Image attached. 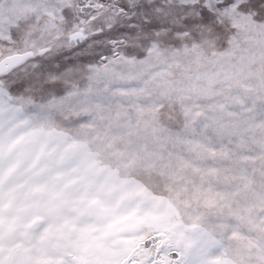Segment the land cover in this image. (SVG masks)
<instances>
[{"label":"snow or ice","instance_id":"obj_1","mask_svg":"<svg viewBox=\"0 0 264 264\" xmlns=\"http://www.w3.org/2000/svg\"><path fill=\"white\" fill-rule=\"evenodd\" d=\"M0 264H264V0H0Z\"/></svg>","mask_w":264,"mask_h":264}]
</instances>
